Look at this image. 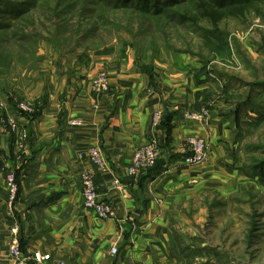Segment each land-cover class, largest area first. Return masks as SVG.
Masks as SVG:
<instances>
[{
  "label": "crops",
  "instance_id": "obj_1",
  "mask_svg": "<svg viewBox=\"0 0 264 264\" xmlns=\"http://www.w3.org/2000/svg\"><path fill=\"white\" fill-rule=\"evenodd\" d=\"M55 55L23 80L9 83L0 75V264H13L4 168L15 170L19 179L15 213L23 254L49 256L32 264H184L167 229L168 210L183 201H197L210 187L226 183L233 172L226 165L231 163L229 121L221 115L215 86L196 81L190 66L177 71L153 63L146 73L133 57H101L68 73L70 62ZM100 69L108 73L110 89L97 97L89 86ZM20 101L33 102L37 117L29 122L20 116ZM206 107L207 124L188 119V114ZM158 111L161 120L153 128ZM3 117L28 132V151L20 167L15 135L1 124ZM71 119L82 126L70 127ZM191 137L207 145V160L199 166L184 163L189 154L184 144ZM151 141L160 149L161 171L131 180L126 171L133 151ZM92 147L100 149L106 172L90 165ZM84 169L93 173L96 191L114 210V219L98 220L83 208ZM114 244L117 252L112 256Z\"/></svg>",
  "mask_w": 264,
  "mask_h": 264
},
{
  "label": "rangeland",
  "instance_id": "obj_2",
  "mask_svg": "<svg viewBox=\"0 0 264 264\" xmlns=\"http://www.w3.org/2000/svg\"><path fill=\"white\" fill-rule=\"evenodd\" d=\"M8 1L16 4L20 0H0L1 11L6 9L4 4ZM41 7L37 3L33 11L38 12L35 15L34 24L40 31L34 37L33 55L26 54V46L24 47L23 43H10L9 45L0 43V54L4 53L7 59L14 61L12 65L0 66V75L5 76L9 83L13 78L23 80L28 73L39 71L42 65L40 63L44 61L43 64H48L52 57L56 56L55 54L66 62H70L68 73L76 67H88L91 60L101 57L115 59L133 57L139 64L145 66L155 63L174 67L177 71L187 70L190 66V70L196 76L199 75L198 70L205 67V73L196 80L203 79V82H210L215 86V95L222 110L219 112L229 121L231 149L228 151V157L231 163L225 164L233 172L226 183L221 182V184L210 187L209 191L202 194L197 201H183L172 206L168 210L167 229L176 246L180 244L183 248H190L191 252L202 248L210 249L204 254H186L189 258L190 255L193 257L190 258L194 260L192 264H203L207 261L210 264H264V181L256 176L255 172L248 175L245 169L251 168L253 166L251 162L256 158L249 152V149H246L248 145H264V120L257 122V117L251 112L250 107H244L239 112V119L234 117L236 105L245 101L249 96L253 98L252 101L255 104L264 107V89L250 88L264 81L262 71L264 68V50H262L264 9L260 13L249 10L236 20L234 18L221 20L217 28L226 35V42L232 54L229 58L222 53L220 56L212 52L210 49L213 47L209 48L204 45L191 28L189 30L176 26V28L168 29V36L162 38L152 29L139 28L137 21H134L133 27L129 28V21L125 16L117 17L121 22L120 27L105 26L89 38V41H85L79 48H76L70 42L72 37L70 34L75 29L73 18H61L57 21V26L64 34H57L52 22L46 24V29L43 31L40 25L42 17L46 14L44 9L47 8ZM182 11L195 14L190 11V7ZM0 16V23L11 20V16L1 14ZM38 17L41 18L38 20ZM53 21L56 22V20ZM201 24L208 31H212L209 24L205 22ZM26 30L31 31L32 29L29 26ZM42 36L48 41L42 39ZM50 40H55V45L58 47L66 46V51L76 49L78 54L86 51L88 59L83 60V63L76 62L74 54H67L68 58H64L60 49H56ZM130 42L134 45H129ZM122 44H126V49ZM106 50L111 52L97 53ZM4 61L5 59H1L0 63ZM22 102L25 101L17 102L16 107ZM26 103L33 106L34 114L32 116L20 114V116L30 122L37 111L33 102ZM23 129L26 130V128ZM235 165L238 166L236 169H234ZM228 167L226 168L229 171Z\"/></svg>",
  "mask_w": 264,
  "mask_h": 264
},
{
  "label": "trees",
  "instance_id": "obj_3",
  "mask_svg": "<svg viewBox=\"0 0 264 264\" xmlns=\"http://www.w3.org/2000/svg\"><path fill=\"white\" fill-rule=\"evenodd\" d=\"M37 3L47 8L44 9L46 16L44 15L42 17V24L40 25L43 31L46 29L45 25L52 22L55 28L54 31H56L57 34H64V32H61V28L57 26V21L61 18H73L75 22L73 28L75 29L74 31L72 30L70 34L72 35L70 42H72L76 48H79L85 41H89V38L105 26L111 28L120 27L121 22L117 17L125 16L129 21V28H132L134 21H137V26L139 28L152 29L162 38L168 36V29L176 28V26L189 30L191 28L202 40L204 45L209 48L210 46L213 47V49H210L212 52L218 53L220 56L222 53L229 58L232 54L229 44L226 42V35L222 34L217 28L221 20L226 18H234L236 20L238 19L237 17L244 15V12H249V10L260 13V11L264 9V0H20L16 2V4H12L8 1L4 4L6 6V11L3 10V12L0 10V14L11 16L12 21L0 23V43L6 45L10 43H23L24 47L26 46V54H34V37L37 36V32H40L34 24L35 15L38 12L33 11L36 9ZM189 7L190 11L195 13L194 15L190 14V12L182 11ZM49 14L51 16H48ZM261 15H263V13H261ZM40 18L41 17H38V20ZM53 20H56V22ZM41 22H39V24ZM204 22L212 27V31H208L202 26L201 23ZM29 26L32 29L31 31L26 30ZM41 38L46 39L44 36ZM211 39L215 40L217 43H213ZM50 43L56 47V49H60L64 58H68L69 55L74 54L76 62L83 63V60L88 59L86 51L78 54L76 49L66 51V46H56L55 40H50ZM132 44L133 43L130 42L129 45L133 46L134 44ZM122 46L126 49V44H122ZM262 50H264V46ZM110 52L111 51L106 50L97 53L107 54ZM226 52L227 54H225ZM1 59H5V61L0 63V66H9L14 62L13 60L7 59L4 53L0 54V60ZM139 65L146 73H150V66ZM262 71L264 73V68ZM197 73L199 74L197 76L194 74L195 80L205 73V67H202ZM253 87H257L259 90L264 89V81L258 82L250 88ZM249 93L251 92L249 91ZM252 99L253 98L249 96L245 101L236 105V111L234 112V117H236V119L238 118L239 112L244 107H250L251 112L257 117V122H262L264 120V107H261L260 104H255ZM37 115L36 113L34 118H36ZM167 131H169V127ZM246 149H249V152L256 157L251 162L253 166L251 168H245L246 172L248 175H252V173L255 172V175L264 181V145H248ZM160 171L161 166L157 161L155 166L150 169L147 174L154 177ZM15 175L19 183L16 172ZM177 248L185 259L184 264H192L194 261L190 259L193 258L191 255L189 258L186 254H204L210 251L208 248H202L201 250H194L191 252L190 248H183L180 244H178ZM203 264L210 263L207 261Z\"/></svg>",
  "mask_w": 264,
  "mask_h": 264
},
{
  "label": "built area",
  "instance_id": "obj_4",
  "mask_svg": "<svg viewBox=\"0 0 264 264\" xmlns=\"http://www.w3.org/2000/svg\"><path fill=\"white\" fill-rule=\"evenodd\" d=\"M90 92L99 97L109 93L110 79L108 73L100 69L92 77L89 86ZM4 108V103L0 102V110ZM18 114L25 116H32L34 108L31 104L22 102L16 107ZM94 110H98V104L94 106ZM188 119L193 121H202L204 124L209 122V109L203 108L199 112L187 115ZM161 120V113L158 111L154 114L152 119V127L159 125ZM1 124L6 127L9 132L15 135V148L17 151L19 167L21 159L27 155L28 151V136L25 129L19 128L18 123L12 118H2ZM70 127H80L82 122L78 119H71L68 121ZM185 150L189 153L184 159L187 166H199L207 160V145L204 140L191 137L185 141ZM88 159L91 166L99 172L107 171L106 162L97 147H92L88 150ZM160 159V149L156 141H151L145 146L137 148L133 151L129 167L127 168V176L134 180L140 174L152 169L156 162ZM17 167V168H19ZM20 171H22L20 169ZM4 173V190L5 202L4 211L9 220V242L8 251L13 264H32L40 263L49 260V256H41L38 253L33 254L30 258L25 257L19 242V222L15 213V206L18 200L19 183L17 182L15 170H3ZM115 185H119L118 181H114ZM80 193L82 198L83 208L91 211L98 220H111L116 217L112 207L104 202L96 191L94 176L90 169H84L80 173ZM117 252V246L114 244L110 250V254L114 256Z\"/></svg>",
  "mask_w": 264,
  "mask_h": 264
}]
</instances>
